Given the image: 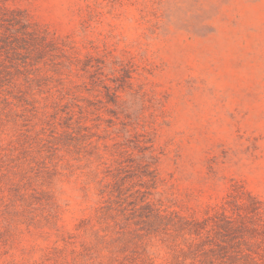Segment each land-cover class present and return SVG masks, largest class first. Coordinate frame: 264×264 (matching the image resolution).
Here are the masks:
<instances>
[{
	"label": "rangeland",
	"instance_id": "rangeland-1",
	"mask_svg": "<svg viewBox=\"0 0 264 264\" xmlns=\"http://www.w3.org/2000/svg\"><path fill=\"white\" fill-rule=\"evenodd\" d=\"M249 196L264 0H0V264H264Z\"/></svg>",
	"mask_w": 264,
	"mask_h": 264
},
{
	"label": "trees",
	"instance_id": "trees-1",
	"mask_svg": "<svg viewBox=\"0 0 264 264\" xmlns=\"http://www.w3.org/2000/svg\"><path fill=\"white\" fill-rule=\"evenodd\" d=\"M18 14H20V13H18ZM1 20L3 22H5V23L6 22L10 23L12 26L17 28L18 32L21 35V39H24V40L32 39L34 41H39L40 40V38L36 35L34 29H31V26H30V23L28 22V20H26L24 17H20V16H18V17L15 16V17H12V18L4 17ZM21 41H23V40H21ZM19 48L24 49V47H21V46ZM150 159L152 160L153 158L150 157ZM152 164L153 163L149 162V163H147V164H145L143 166L145 168L144 176L145 177L147 176V177H149L151 179H155V175H154L155 170H151V165ZM249 200L251 202L250 206H248L246 204H240V205H242V207H246V209L248 210L249 214H251L252 218L253 219L254 218L258 219V221L260 222L259 223L260 228L264 229V225L261 224V222H262V220H261L262 213H261V209H260L261 207H260L258 201H256V199L254 197H250V196H249ZM232 203L233 204L235 203V206H236L237 201H234ZM224 210H227L226 207H224ZM206 222H208V221H206ZM202 226H203L202 223L195 222L193 224V223H187L186 222L185 226H184V230L187 229L190 234H195V235L199 236L201 234V229L204 228ZM226 228H228L229 231H233L235 233V231L238 230V228H240V226H234L231 223H226ZM208 252L213 254V253H215V249L211 248V249H209ZM246 256H248V254ZM214 259L215 258L212 257V260H214Z\"/></svg>",
	"mask_w": 264,
	"mask_h": 264
}]
</instances>
